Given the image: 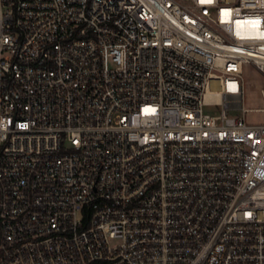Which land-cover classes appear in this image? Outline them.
Instances as JSON below:
<instances>
[{
  "label": "built area",
  "instance_id": "2783aa9c",
  "mask_svg": "<svg viewBox=\"0 0 264 264\" xmlns=\"http://www.w3.org/2000/svg\"><path fill=\"white\" fill-rule=\"evenodd\" d=\"M244 64L264 0H0V264H264Z\"/></svg>",
  "mask_w": 264,
  "mask_h": 264
},
{
  "label": "rangeland",
  "instance_id": "374dc122",
  "mask_svg": "<svg viewBox=\"0 0 264 264\" xmlns=\"http://www.w3.org/2000/svg\"><path fill=\"white\" fill-rule=\"evenodd\" d=\"M242 109L246 112L243 114L241 110L230 113L233 117H243L248 125H264V99L262 91H264V77L256 71L250 64H244L242 68ZM205 112L216 114L219 111L217 107H206Z\"/></svg>",
  "mask_w": 264,
  "mask_h": 264
}]
</instances>
